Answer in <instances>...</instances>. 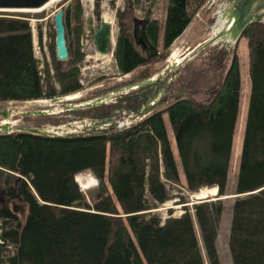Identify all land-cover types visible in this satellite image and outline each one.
Here are the masks:
<instances>
[{"label":"trees","instance_id":"obj_1","mask_svg":"<svg viewBox=\"0 0 264 264\" xmlns=\"http://www.w3.org/2000/svg\"><path fill=\"white\" fill-rule=\"evenodd\" d=\"M197 1L169 0L163 48L181 34L204 0ZM81 14L82 6L77 1L71 7L73 45L68 54L74 63L83 57L79 47ZM29 21L28 11H0V101L53 98L78 91V69L62 70V61L55 57L53 49V75L48 63L41 72L33 52ZM121 25L114 56L119 70L128 73L154 58L158 27L154 19L144 21L142 31L149 45L144 55ZM242 35L250 54L251 85L234 192L239 195L231 207L228 247L233 264H264V23H249ZM222 67L220 62L211 68H220L215 72L219 75ZM149 76L150 72L143 71L129 83ZM141 87L144 86L138 88ZM211 89L206 100L177 97L163 109L149 107V113L138 121L112 129L54 136L20 130L0 133V191L14 189L22 182V202L27 207L23 224L0 236L2 242L15 245L6 262L204 264L195 219L208 264H220L216 237L222 199L195 202L193 214L185 210L164 221L150 210L156 203L170 199L160 178V165L166 177L181 183L163 112L172 129L185 187L197 190L215 185L218 196L226 194L240 98L236 57L219 84ZM143 96L144 93L134 91L119 97L118 102L87 106L75 112L98 121L108 120L120 106L121 98L128 102L125 107L136 112L145 103ZM85 171L98 179L91 199L86 198L77 183V175ZM24 177L29 178L37 195ZM146 190L150 198L146 197ZM77 201L80 205L75 204ZM0 217L16 219L13 211L1 203Z\"/></svg>","mask_w":264,"mask_h":264},{"label":"rangeland","instance_id":"obj_2","mask_svg":"<svg viewBox=\"0 0 264 264\" xmlns=\"http://www.w3.org/2000/svg\"><path fill=\"white\" fill-rule=\"evenodd\" d=\"M68 1L72 4L78 1L82 6L81 19L83 26L81 36L79 37V47L80 51L83 53V57L81 60L74 63L69 61L71 55L68 56L67 59L61 60V69L66 70L69 69V67H76L78 69V82L80 83L81 88L78 91L65 95H58L53 98L8 101L6 104L7 108H10L12 111L6 119L11 122V129L17 131L22 127H37L35 125L47 123L46 126L39 128L57 131V133L61 135L79 134L88 130H101L102 128H105L104 121L110 120L98 121L97 119L80 116L76 114V109L100 103L118 102L119 97L123 95H132L134 91L136 93H144V100L149 98V107L153 110L163 109L168 103L177 97H192L198 101H203L208 99V94L211 93L212 90L211 88H214L217 83L219 84V80L221 81L232 60L236 57L240 72V98L225 188L226 194L218 196L216 192L215 195H209L199 199L193 196L195 190H188L185 187L182 168L178 156L176 155V146L172 129L167 113L163 112L166 132L171 142L173 153L176 157L181 183H176L166 177L163 174V167L160 165V178L165 185L170 199L156 203L157 206L150 209L161 218V221H164L166 217L171 215L179 216L185 210H188L193 214V203L195 202L209 199V197L212 199H222L223 209L218 223L216 250L220 264H233L228 247L232 217L231 207L236 197L234 196V192L239 163L240 144L246 119L251 85L249 76L250 54L246 37L242 35L237 41L231 43L226 42L224 39H219L213 44H209L199 50L196 55L173 66L171 70L164 73L163 69L173 62L170 60V55L173 51H175L176 55L182 59L191 50L195 49L200 43H203V41L211 37L223 27L225 20L221 18L220 14V9L223 7V2L221 0H204L191 16L189 24L181 34L171 42L168 48L162 47V37L169 0H58L44 9L28 11L30 13L29 22L33 39V52L38 61V67L41 72L44 64L48 63L50 73L53 75V69L51 68V50L53 49L55 52L53 17L55 12L63 9ZM196 3H198L197 0ZM96 4H98V9L102 16L105 12L110 16L114 44H112L111 51L107 53H101L97 50L93 43L92 33L89 29V27L96 23ZM119 12H122V15H119ZM133 16L143 18L147 21L153 19L157 21L158 33L157 41L155 42L156 54L154 55V58L146 64L139 66L131 72L122 73L117 66L114 56L116 38L122 26L121 23H123L127 35H129L133 42ZM72 24L73 20H71V30ZM136 47L142 54L147 55L148 52L141 50L139 46ZM69 52H71V49ZM150 53L153 55L152 50H150ZM216 53L217 55L214 56ZM220 62L224 67H222L223 70L220 71L221 73L216 75L215 72L220 70V68L214 70V68L211 67H214ZM143 71L150 72V76L129 83L130 79H137L141 76ZM157 75H160V78L155 80ZM196 75L197 77H195ZM198 75L200 76L198 77ZM203 76H205V78H202ZM150 78H154V80L148 82V79ZM53 84L56 89H59L60 85L54 78ZM139 86L144 87L139 89ZM54 98L56 100H52ZM96 101L102 102L95 103ZM2 102L3 101H0V109H3L4 106ZM127 103L128 102L125 99L121 98L119 101L120 106L113 111V121H120L126 124L128 121L132 122L141 119L137 118L139 115L137 111L135 112V110L125 107ZM141 104L143 105V103ZM38 109H43L47 112L43 114H26L27 111ZM147 113H149L148 110L145 111V115ZM142 114L143 113L141 112L140 115ZM1 120L2 117L0 115V121ZM113 121H111V125L119 127ZM111 125L107 127H110ZM0 133H2L1 130ZM92 176L94 175L89 171L81 172L77 175V179H79V183H77L79 186L81 185L80 188L85 193L87 199H89V197L91 199V194L94 193L98 184V179L95 176V183H92ZM81 178L85 181V184L87 185H85L86 187H83ZM23 179L28 186L30 182L29 178L24 177ZM29 187L30 189H33L30 184ZM2 191L3 190L0 192ZM145 193L146 197H151L148 190H146ZM26 214L27 207L25 206L23 215H15L16 219L14 221L11 220L8 224L3 223V230L0 231L1 234L9 228L15 227V225H22ZM194 227L204 264H208L195 219ZM0 241H2L1 237ZM14 251V243L9 241L0 243V264H8L6 259L9 255H12Z\"/></svg>","mask_w":264,"mask_h":264},{"label":"water","instance_id":"obj_3","mask_svg":"<svg viewBox=\"0 0 264 264\" xmlns=\"http://www.w3.org/2000/svg\"><path fill=\"white\" fill-rule=\"evenodd\" d=\"M48 0H0V11H31L41 7ZM223 2V7L220 9L221 18L224 19L223 27L217 31L214 35L203 41L196 49H193L189 55L183 57L182 61H186L188 58L197 54V52L209 44H213L219 39H224L226 42L231 43L238 40L240 35H242L245 27L252 22H262L264 23V0H221ZM71 7L72 3L67 2L63 9L55 12L54 20V46H55V56L59 60L67 59L68 51L65 43V32L67 34V42L69 50L72 47V30H71ZM96 19L97 23L92 27H89L92 32L93 43L95 44L97 50L101 53H107L111 51L112 44L114 40L112 37V26L111 23L104 20L101 17V12L96 8ZM64 18V21H63ZM133 27L132 36L135 46H139L141 50L148 52L149 45L144 38L142 25L144 22L143 18L137 16L132 17ZM38 64V61H37ZM177 65L176 62H171L170 65L166 66L163 70L164 73L168 72L173 66ZM161 75V73H160ZM157 75L155 80L160 78ZM8 101L3 100V109L0 112L1 117H8L9 113L12 111L10 108L6 107ZM150 105L149 98L145 100V106L148 108ZM45 110H33L27 111L26 114L30 113H45ZM0 130L6 134L11 131L10 123H0ZM28 131L34 134L49 135L50 133L38 127H30ZM34 191V190H33ZM35 193V192H34ZM250 193V192H247ZM245 193V194H247ZM239 194H234L237 196ZM77 205L80 201L76 202ZM150 211V210H145ZM144 212V211H142Z\"/></svg>","mask_w":264,"mask_h":264},{"label":"bare ground","instance_id":"obj_4","mask_svg":"<svg viewBox=\"0 0 264 264\" xmlns=\"http://www.w3.org/2000/svg\"><path fill=\"white\" fill-rule=\"evenodd\" d=\"M55 1H58V0H48L45 4H43L41 7H38V8H35V9H31V11H36V10H40V9H44V8H46V7H48L49 5H51L52 3H54ZM101 17L104 19V20H106V21H108V22H111L110 21V16H109V14H107L106 12L105 13H103V16L101 15ZM214 31H216V30H214ZM216 33V32H215ZM214 33V34H215ZM213 34V35H214ZM240 36H242V35H240ZM201 44V43H200ZM199 44V45H200ZM198 47V46H197ZM196 47V48H197ZM66 48H67V51H68V54H69V49H68V45L66 44ZM195 48V49H196ZM192 51V50H191ZM190 51V52H191ZM189 52V53H190ZM189 53L187 54V55H189ZM106 55V54H105ZM104 55V56H105ZM107 56V55H106ZM186 56V55H185ZM183 59V58H182ZM182 59L178 56V55H176V53H175V51H173L172 53H171V55H170V60L171 61H173V62H176L177 63V65L178 64H180V63H182L181 61H182ZM59 60V59H58ZM181 60V61H180ZM180 61V62H179ZM36 63H37V61H36ZM38 65V64H37ZM164 70V69H163ZM171 70V69H170ZM156 79V78H155ZM152 80H154V78H150V79H148V82H151ZM47 99V98H46ZM33 100H37V99H33ZM52 100H56L55 98L54 99H52ZM154 100V99H153ZM100 102H102V101H96L95 103H100ZM87 104H89V103H87ZM150 106V105H149ZM6 107H7V105H6ZM9 109V108H8ZM149 109V107L146 109V106L142 109V108H140L139 110H137V113H139V115L137 116V118H142V116L143 115H145V111H147ZM39 110V109H38ZM41 110H43V109H41ZM46 111V110H45ZM47 112V111H46ZM45 112V113H46ZM143 113L142 115H140V113ZM11 114V112L9 113V115ZM41 114H43V113H41ZM9 117V116H8ZM8 117H2V120L0 121V123H10V125H11V122H9L8 121V119H6V118H8ZM4 118V119H3ZM105 123H104V125H105V128H102V129H106V128H109V129H112V128H114V127H116L115 125H111V121H104ZM129 123H131V121L129 122ZM109 125H111L110 127H107V126H109ZM120 125V124H119ZM12 126V125H11ZM28 128H30V127H22V128H20L19 130L20 131H27V132H30V131H28ZM39 128V127H38ZM41 129H44V128H41ZM18 130V131H19ZM45 130H47L50 134L49 135H47V136H54V135H61V134H59V133H57V131H50V130H48V129H45ZM12 131H14L13 129H11V131L10 132H12ZM3 133V132H2ZM30 133H32V132H30ZM41 135V134H40ZM163 174L165 175V173L163 172ZM77 178V177H76ZM169 178V177H168ZM79 179H77V181H78ZM81 181H82V184H83V187H86L87 185L85 184V181L84 180H82V178H81ZM78 183H79V181H78ZM86 185V186H85ZM81 186V185H80ZM217 186H211V187H207V186H203V187H200V188H198L197 190H195L194 191V193H193V196L195 197V198H203V197H206V196H209V195H215V193L218 191L217 190ZM84 189V188H83ZM32 190V192L34 193V191H33V189H31ZM35 194V193H34ZM236 194V193H235ZM243 194H245V193H243ZM226 198V197H225ZM209 199H212L211 197H209ZM203 200H208V199H203ZM202 201V200H201ZM200 202V201H199ZM75 204H76V202H75ZM77 205V204H76ZM80 205V204H79Z\"/></svg>","mask_w":264,"mask_h":264},{"label":"flooded vegetation","instance_id":"obj_5","mask_svg":"<svg viewBox=\"0 0 264 264\" xmlns=\"http://www.w3.org/2000/svg\"><path fill=\"white\" fill-rule=\"evenodd\" d=\"M95 7L98 8V4H96ZM95 12H96V10H95ZM96 23H97V19H96ZM96 23H94V24H96ZM143 24H144V22H143ZM144 107H145V103H143V105L140 106V108H142V109ZM1 111H2V109H0V112ZM113 117L114 116H112L108 120L113 121V119H114ZM113 122L116 125H118L119 127H120L121 124H125V123H122L120 121L117 122L115 120ZM129 122L130 121H128V123H126V124H129ZM23 190H24V184L22 182H19V183L16 184V187L14 189L3 190L2 192H0V203H1V205L8 206V208H10L16 216L17 215H20V216L23 215L24 211H25V204L22 202V192H23ZM9 221L11 222V220H8V218H1L0 217V231L3 230V223L8 224ZM0 236H1V232H0Z\"/></svg>","mask_w":264,"mask_h":264},{"label":"snow or ice","instance_id":"obj_6","mask_svg":"<svg viewBox=\"0 0 264 264\" xmlns=\"http://www.w3.org/2000/svg\"><path fill=\"white\" fill-rule=\"evenodd\" d=\"M92 183L94 184V183H95V181L93 180V181H92Z\"/></svg>","mask_w":264,"mask_h":264},{"label":"clouds","instance_id":"obj_7","mask_svg":"<svg viewBox=\"0 0 264 264\" xmlns=\"http://www.w3.org/2000/svg\"><path fill=\"white\" fill-rule=\"evenodd\" d=\"M0 243H2V241H0Z\"/></svg>","mask_w":264,"mask_h":264}]
</instances>
